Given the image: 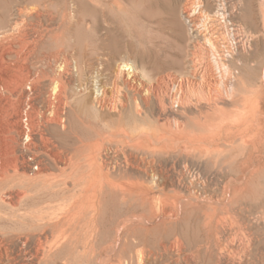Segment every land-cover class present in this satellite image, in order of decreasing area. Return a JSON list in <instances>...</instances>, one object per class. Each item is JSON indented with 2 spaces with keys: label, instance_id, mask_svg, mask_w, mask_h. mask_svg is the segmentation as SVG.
<instances>
[{
  "label": "bare ground",
  "instance_id": "1",
  "mask_svg": "<svg viewBox=\"0 0 264 264\" xmlns=\"http://www.w3.org/2000/svg\"><path fill=\"white\" fill-rule=\"evenodd\" d=\"M54 2L0 0V264H264V0ZM128 14L145 68L176 81L140 83L155 122L129 63L117 103L82 81L93 66L77 37L119 53ZM90 110L116 114L111 139H90Z\"/></svg>",
  "mask_w": 264,
  "mask_h": 264
},
{
  "label": "rangeland",
  "instance_id": "2",
  "mask_svg": "<svg viewBox=\"0 0 264 264\" xmlns=\"http://www.w3.org/2000/svg\"><path fill=\"white\" fill-rule=\"evenodd\" d=\"M7 1L8 0H2V2H4V3H6ZM54 1L55 2L52 5V10L54 11V13H61L62 9H63L62 8V0H54ZM183 1L184 0H178L177 5L179 6ZM253 1L255 3V0H253ZM52 2H53V0H52ZM242 2L245 3L246 0H242ZM54 4H57V5L55 6ZM58 4L60 5V8H59ZM76 13H80V12L77 11ZM126 19H127L126 29L128 31L127 32L128 34H127V37L124 38V42L121 46V51L119 53H113L111 50L104 51V52H100L98 50L96 51L95 50L96 49V43H95L94 37L91 38L90 34H88V33L85 35L82 34L81 36L77 37L78 38V44L86 49V51L88 53V57L91 60L92 66H93L91 71H90L91 74H89V72H87L86 76L82 79V81L87 82L88 84L91 83L92 91H94V92L97 90L96 86L98 85V82H101L102 87L105 89L106 101L109 103L110 102L117 103L119 98H124L123 96H129V94L131 93V91H130L131 87L125 83L124 79L116 77V75H115V73H117L118 65H121L123 63H129L132 67H135L134 69H136L138 76H139V82L137 83V87H138L139 91L141 92L140 94L142 95V97H141V95L138 96L137 103H138L139 107L142 108V111L145 113V117H147L148 120L150 119L152 122H155L157 120L156 103H155L154 99H150L147 103L146 102L144 103L145 100H144L143 96H144L145 91L143 90V85L145 88V86L146 87L149 85L157 86L156 84H158L162 89V93H161V90H160V93L164 94L165 92L168 93L172 89V86L174 85V83L176 81L168 79L166 77L165 78L161 77L162 74H166L167 72L170 74L172 72L171 70H162V71L158 72V71H152L150 68H145V64H147V63L144 64L142 62V59H141L140 54L138 52L139 51L138 45H137V42H135L136 41V39H135L136 31H135V28L133 26L131 14L126 15ZM240 23L245 28H248V30L250 32H252L253 34L254 33L256 34V32L260 31L259 29H262L260 22L252 21L251 19L240 21ZM100 35L102 36V33H98L97 37L98 36L100 37ZM146 48L148 50H153L152 44H150V43L146 46ZM182 72L183 71H180L179 73H182ZM114 77L117 79H115ZM158 77H159V79H158ZM161 80H165V82L163 81V83H161L162 82ZM159 82H160V84H159ZM74 83H75V87H76L77 81H75ZM140 83L143 84V85L141 84L142 88H141V86H139ZM48 84H49L48 80H44L42 82L43 88L41 89V98H40L41 101L38 102L39 106L43 107L44 110H47V107L48 108L50 107V101H49V98H47L48 97L47 94H49V91H50ZM256 85L259 86L260 84L257 83ZM19 102L20 101H18V103ZM168 108H169V110L171 109L169 104H168ZM236 108H238V107H236ZM178 109L179 108H174L170 111H172V112L179 111ZM104 112L105 113H101V112L97 113L96 111L90 110L88 112H84V114L82 115L88 121V122H86V126L90 125V127L92 129L91 132L89 130L90 139H93V140L98 139L97 138L98 136L96 135V133L100 134V136L105 137L106 140L112 138L110 134L114 129L117 128V124L115 122H113L112 120L113 119L115 120L117 118V116H115L116 115L115 113L108 114V112L106 110ZM104 114H106V115H104ZM109 115H111L112 117H109ZM178 116L179 117H177V116L176 117L179 120H182L180 115H178ZM143 127H146V126H143ZM21 129H23V124H22V122L19 121L16 124L15 130L17 131L18 134H21V131H22ZM76 131H77V127L75 125L72 127L71 133H69V135H68L67 145H72L73 142H75V138H74V136H72V134H76ZM105 135H108V136H105ZM109 135H110V137H109ZM21 137L22 136L19 137V142H21V139H22ZM3 138H4V136H2L0 138V145L1 146L5 142L3 140ZM38 142L39 141H37V143ZM39 144L41 145L42 143L39 142ZM56 144H57L56 139L54 140V142L51 139L50 141L44 142L41 147H42V149L49 147L53 150V152H56L58 154L59 150H58V147H56L57 146ZM16 147L17 148L15 151H17L16 154L18 153L17 154L18 158L20 157L19 160L21 161L20 163L23 165L22 167L25 169L27 168L26 172H28V173L34 172V171L36 172L37 171L36 168L38 165L32 162L33 160H32L31 154H29V153L26 154V152H21L22 150H21L20 146H16ZM1 153H2V155L6 154V152L2 148H1ZM29 162H30V164H29ZM47 162H49L50 166L52 165L50 167V172L54 173V174H58V170L54 166V164L50 161H46V163ZM254 196H255V194H254ZM108 210H110V208ZM108 210H107V212H108ZM108 217H109V213H107V218ZM187 219H189V216L185 215V222L187 221ZM187 226H188L187 228L190 231H193L192 224L189 223V224H187ZM110 241H111V239L109 240V242ZM129 253H130V251H129ZM115 258L116 257H114V260H116Z\"/></svg>",
  "mask_w": 264,
  "mask_h": 264
}]
</instances>
